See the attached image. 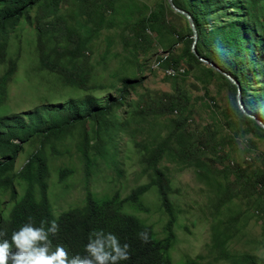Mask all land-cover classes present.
Masks as SVG:
<instances>
[{"label":"trees","instance_id":"16d2710c","mask_svg":"<svg viewBox=\"0 0 264 264\" xmlns=\"http://www.w3.org/2000/svg\"><path fill=\"white\" fill-rule=\"evenodd\" d=\"M173 1L194 20L199 54L239 83L241 102L247 113L238 103L237 84L209 65L211 72L224 78L232 87L226 116H238L264 133V84L251 89L257 75L264 77V0ZM68 2L76 5L75 9L70 7L68 10L77 20L76 26L71 28L67 27L68 20L63 13ZM111 4L106 3L108 7H112ZM87 5H80L77 0H0V228L10 234L29 217L36 223L41 219L47 222L55 218L59 231L51 238L53 245L64 246L69 255L83 254L89 231L103 229L116 233L128 243L129 259L123 264H174L170 255L176 242L172 229L176 214L170 201L174 188L167 168L161 162L172 154L174 142H178L181 151L186 148L182 132L185 118L173 120V127L168 126L165 136L145 134L141 140L137 139L138 134L131 121L139 115L149 124L143 129L147 133L161 115L180 111L182 105L178 97L165 94L147 108L136 104L131 111L125 110L126 114L120 109L133 105L129 96L143 83L144 77L136 75L135 69L150 67L139 60V47L151 43L147 31L150 28L153 31L155 24L161 23L165 30L177 36L178 41H183L186 58L200 64L204 62L192 52L191 27L188 34H181L169 23L166 14L160 15L159 12L164 10L163 4L153 13L148 11L149 8L138 11L131 3L120 15V21L127 26H138V30L124 43L125 61L119 72H116L114 80L105 83L81 60L92 42V25H101L105 11V7L100 6L97 19L92 17L90 25L83 19H77ZM85 13L90 14L91 11L86 10ZM26 23L35 32L32 55L36 69L41 73L40 79L49 83L47 89L54 97L41 94L42 87L33 81V90H30L33 92L26 93L23 85V92H20L23 96L18 94L16 102L12 98L11 85L19 82L24 52L21 40L14 43L10 38ZM79 31L81 36L77 34ZM71 33H76L77 39ZM162 45L171 52L175 42L166 41ZM111 47L112 42H108L105 54ZM156 59L174 62L170 56L157 55ZM257 79L259 83L261 80ZM11 103L15 105L11 107ZM124 135L135 148L148 181L137 185L123 197L118 190L105 195L88 191L81 203L55 215L49 198V190L54 183L52 174L57 176L55 185H61L75 174L71 166L53 167V159L59 155L60 149L75 150L86 167L96 168L97 157L104 155H108L116 166L119 144ZM217 148L214 146L216 151ZM21 152L27 154L22 164L17 166ZM190 164L207 170L200 159ZM240 178L241 174L237 176ZM245 183L246 188H263L264 173H255L253 179ZM224 194L221 193L222 196ZM148 195H154L160 210L168 212L162 237L151 223L136 213L148 212L143 202ZM139 232H146L147 239L139 238ZM218 251L229 264H264V258L248 254L235 256L225 246H220ZM182 264L203 263L199 258H186Z\"/></svg>","mask_w":264,"mask_h":264},{"label":"rangeland","instance_id":"374dc122","mask_svg":"<svg viewBox=\"0 0 264 264\" xmlns=\"http://www.w3.org/2000/svg\"><path fill=\"white\" fill-rule=\"evenodd\" d=\"M168 1L77 0L80 5L88 4L77 15V19H83L90 25L92 17L97 19L100 6L105 7L101 25H92V42L81 58L82 63L87 69H92L101 81L109 83L114 80L116 72H119L125 61L124 43L138 30V26H127L120 21V15L131 3L138 11L149 8L148 11L153 13L163 4L164 10L159 12L160 15L166 14L175 29L181 34H188V19L168 5ZM110 2L112 7L106 5ZM70 7L75 9L76 5L68 2L63 9L69 28L77 24L76 18L71 16L72 11H68ZM86 10L91 13L86 14ZM135 19L136 17L133 20ZM152 29L153 31L151 28L147 31L151 43L139 47V60L148 63L150 67L135 69L136 75L144 77L143 83L129 96L133 105H125L120 112L126 114L136 104L147 108L165 94L178 97L182 105L180 111L174 110L161 115L147 133L143 129L148 128L149 124L139 115H135L131 121L132 128H136L137 139L141 140L145 134L165 136L168 126L173 127V120L185 118L182 132L186 148L181 151L178 142H174L172 154L161 162L167 168L166 172L172 179L174 188L170 201L176 214V221L172 226L176 242L170 251L171 258L174 264H182L186 258H199L203 264H229L219 254L220 246H225L235 256L248 254L264 258V187L253 189L245 186L246 180L253 179L255 173H264V133L238 116H226L227 100L232 93L228 82L211 72L208 64L186 58L183 41H178L177 36L165 30L161 23L155 24ZM77 34L82 35L81 31ZM77 34L71 33V36L77 39ZM34 38L35 32L28 23L11 34L12 42L21 40L24 52L19 82L11 85L12 98L16 102L19 100L18 94L23 96V93L20 95L23 85L26 93L33 92L30 91L33 90V81L42 87L41 94L54 97L47 89L49 83L40 79L41 73L36 69L32 55ZM166 41L175 42L171 52L162 45ZM108 42H112V47L105 54ZM157 55L170 56L174 62H160L156 59ZM171 68L176 70L175 74L169 72ZM257 78L261 80L259 83ZM263 84L264 77L257 75L251 89ZM14 105L10 104L11 107ZM122 137L116 166L108 155H104L97 157L96 168L86 167L75 150L64 147L60 149L59 155L53 159V167L71 166L75 174L61 185H55L57 176L52 174L51 181L54 183L51 184L49 198L55 215L81 203L88 191L105 195L118 190L123 197L137 185L148 181L135 148L127 142L126 135ZM214 146L218 147L217 151ZM26 154L27 152L19 154L17 166L22 164ZM198 159L207 170L190 164ZM239 174L241 178L237 179ZM221 193L225 194L222 196ZM143 202L148 207V212H136L137 215L151 223L162 237L169 218L168 212L160 210L154 195L144 197Z\"/></svg>","mask_w":264,"mask_h":264},{"label":"clouds","instance_id":"9594fccd","mask_svg":"<svg viewBox=\"0 0 264 264\" xmlns=\"http://www.w3.org/2000/svg\"><path fill=\"white\" fill-rule=\"evenodd\" d=\"M59 231L57 219L36 223L29 217L10 234L0 228V264H123L129 259V245L112 231H89L83 254L69 255L52 237ZM142 240L146 232L137 233Z\"/></svg>","mask_w":264,"mask_h":264},{"label":"water","instance_id":"95a60500","mask_svg":"<svg viewBox=\"0 0 264 264\" xmlns=\"http://www.w3.org/2000/svg\"><path fill=\"white\" fill-rule=\"evenodd\" d=\"M169 3L171 5V7L176 12H179V13L183 14L188 19L189 25H190V27H191V29L193 31V35H192L193 42H192V46H191L192 52L199 58V60H201L202 62H204V63H206V64H208L210 66H212L214 69H216L219 72H221L222 74L226 75L227 78H229L233 83L237 84V86H238V93H237L238 103H239L240 107L242 108V110L247 113V111L245 110V108H244V106H243V104L241 102L239 83L230 74L226 73L225 71L220 69L218 66H216L213 62H210L207 58L202 57L199 54V52H198V50L196 48V43H197V39H198V33H197V30H196V26H195L194 20L191 17V15L187 11L177 7L173 0H169ZM262 126L264 127V123H262Z\"/></svg>","mask_w":264,"mask_h":264},{"label":"built area","instance_id":"2783aa9c","mask_svg":"<svg viewBox=\"0 0 264 264\" xmlns=\"http://www.w3.org/2000/svg\"><path fill=\"white\" fill-rule=\"evenodd\" d=\"M169 72H170L171 74H175V73H176V70L173 69V68H171V69L169 70ZM249 159H250V158H249Z\"/></svg>","mask_w":264,"mask_h":264}]
</instances>
